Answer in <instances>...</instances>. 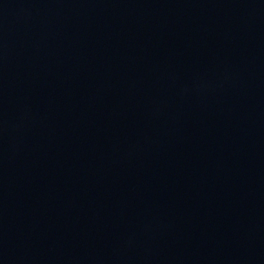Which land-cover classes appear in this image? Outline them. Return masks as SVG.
<instances>
[{
	"label": "water",
	"instance_id": "95a60500",
	"mask_svg": "<svg viewBox=\"0 0 264 264\" xmlns=\"http://www.w3.org/2000/svg\"><path fill=\"white\" fill-rule=\"evenodd\" d=\"M0 264H264V0H0Z\"/></svg>",
	"mask_w": 264,
	"mask_h": 264
}]
</instances>
